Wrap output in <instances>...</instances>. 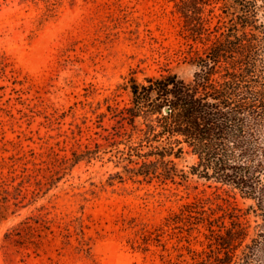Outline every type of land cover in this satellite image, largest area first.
Masks as SVG:
<instances>
[{"label":"rangeland","instance_id":"1","mask_svg":"<svg viewBox=\"0 0 264 264\" xmlns=\"http://www.w3.org/2000/svg\"><path fill=\"white\" fill-rule=\"evenodd\" d=\"M185 36L168 0H0V264H200L207 231L171 217L196 199L252 204L189 174L178 185L141 181L120 140L103 139L107 106L129 103L131 77L192 79L188 52L202 46ZM192 164L177 160L187 173Z\"/></svg>","mask_w":264,"mask_h":264},{"label":"trees","instance_id":"2","mask_svg":"<svg viewBox=\"0 0 264 264\" xmlns=\"http://www.w3.org/2000/svg\"><path fill=\"white\" fill-rule=\"evenodd\" d=\"M168 1L186 39L202 46H190L188 52L192 79L186 82L170 72L142 82L131 77L123 85L129 103L107 106L114 125L103 139L124 145L120 159L141 181L178 185L189 174L250 201L246 210L213 209L206 199H196L171 220L207 231L208 253L200 264H264V0ZM184 156L193 159L188 173L177 165ZM29 177L25 182L22 176L17 196ZM250 213L253 228L245 220ZM29 220L20 225L34 238ZM40 222L47 223L34 221ZM78 229L83 235L80 223ZM5 235L12 239L10 232ZM62 236L69 244V233ZM78 243L83 251L84 243Z\"/></svg>","mask_w":264,"mask_h":264}]
</instances>
